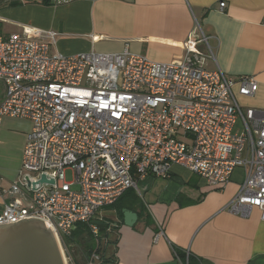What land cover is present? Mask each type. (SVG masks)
Instances as JSON below:
<instances>
[{
	"label": "built area",
	"instance_id": "2783aa9c",
	"mask_svg": "<svg viewBox=\"0 0 264 264\" xmlns=\"http://www.w3.org/2000/svg\"><path fill=\"white\" fill-rule=\"evenodd\" d=\"M58 38L28 25L8 36L0 31V123L11 117L32 124L19 179L4 187L0 178L6 200L0 223L41 219L59 244L82 224L97 239L91 221L100 209L138 191L144 179L169 178L175 165L220 190L243 169L224 210L247 218L256 209L264 222V111L242 109L233 91L238 84L239 96L252 97L254 78L205 69L191 48L195 41L207 45L200 31L189 39L185 58L167 64L127 48L52 55ZM162 239L158 226L152 243ZM99 260L93 253L88 264Z\"/></svg>",
	"mask_w": 264,
	"mask_h": 264
},
{
	"label": "crops",
	"instance_id": "0c3cea01",
	"mask_svg": "<svg viewBox=\"0 0 264 264\" xmlns=\"http://www.w3.org/2000/svg\"><path fill=\"white\" fill-rule=\"evenodd\" d=\"M220 3L225 4L223 8ZM21 4L0 8L1 33H18L25 25L55 31L59 38L50 49L52 55L119 54L127 48L132 54L167 64L182 61L189 39L200 31L207 37V45L195 41L191 48L204 58L203 67L219 69L234 79L254 78L255 94L239 96L236 84V101L242 109L264 111V0ZM2 96L3 92L0 101ZM31 127L27 119L1 120L0 178L4 187L20 177ZM244 175L243 169L236 168L221 190L177 165L169 178L144 179L138 191H126L94 216L91 223L98 227V237L85 239L91 251L82 264H88L93 253L100 260L92 264H187L189 257L204 264H264V222L259 211L253 209L243 218L224 210L237 195ZM5 203L0 196V212ZM125 212L135 216L131 226L125 225ZM158 226H162L166 239L153 244ZM76 230L74 227L72 232ZM84 235L74 239V247H80V252L87 246L81 242Z\"/></svg>",
	"mask_w": 264,
	"mask_h": 264
},
{
	"label": "water",
	"instance_id": "95a60500",
	"mask_svg": "<svg viewBox=\"0 0 264 264\" xmlns=\"http://www.w3.org/2000/svg\"><path fill=\"white\" fill-rule=\"evenodd\" d=\"M125 225L135 216L124 213ZM38 218L0 223V264H67L51 226Z\"/></svg>",
	"mask_w": 264,
	"mask_h": 264
},
{
	"label": "trees",
	"instance_id": "16d2710c",
	"mask_svg": "<svg viewBox=\"0 0 264 264\" xmlns=\"http://www.w3.org/2000/svg\"><path fill=\"white\" fill-rule=\"evenodd\" d=\"M34 2L38 3V4H41V5H44V6H49L50 5V0H36ZM3 5H2L1 0H0V8L17 7V6H20L22 4H21L20 0H10L9 2H7L6 4H3ZM76 229H77L76 232H72V234H71V236L69 238H66V239L63 240V244H64V247L66 249L71 248V247L74 246L75 237L81 236L83 233H86L90 237L92 236V235H90L91 233H89L90 230L85 225L78 224L76 226ZM86 242L87 241H85V244L87 246L84 247V249H83L84 251H83V254H82V257H83L84 260L88 259L90 251H91L90 244H88ZM75 264H82V263H79V262L76 261ZM187 264H204V263L201 260H199V259H193V258L189 257Z\"/></svg>",
	"mask_w": 264,
	"mask_h": 264
},
{
	"label": "rangeland",
	"instance_id": "374dc122",
	"mask_svg": "<svg viewBox=\"0 0 264 264\" xmlns=\"http://www.w3.org/2000/svg\"><path fill=\"white\" fill-rule=\"evenodd\" d=\"M9 1L10 0H1V3L3 5V4H6ZM2 92H4V90H3L2 85L0 84V94ZM66 179H67V181H70L72 179L71 172L68 171L66 173ZM88 237L89 236L86 234V235H84L83 238H81L82 244H84L83 241H86L85 239L88 238ZM60 246H61V248L63 250L64 255H65L67 264H75L76 261L79 262V263H83V260H84L83 257H82L83 252H80V249H79L80 247H74L73 246L71 248L66 249L62 243H60ZM94 263H97V262H94Z\"/></svg>",
	"mask_w": 264,
	"mask_h": 264
}]
</instances>
